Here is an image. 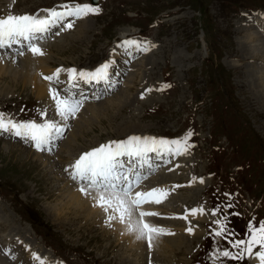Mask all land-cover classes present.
<instances>
[{"label":"rangeland","instance_id":"1","mask_svg":"<svg viewBox=\"0 0 264 264\" xmlns=\"http://www.w3.org/2000/svg\"><path fill=\"white\" fill-rule=\"evenodd\" d=\"M0 2L2 16L5 12L16 9L37 13L41 9L65 3L66 0ZM77 2L91 3L90 0ZM93 5L101 8L98 15L79 19L72 29L60 31V35L64 34L62 36L50 34L47 38L43 49L50 51L49 58H52L53 66L69 64L84 68L101 64L103 60H108L109 47L113 45L114 39H119L122 29L129 34L128 37L141 33L147 39L146 42L154 47H151L152 55H148V52L142 56L138 54L132 63L123 59L124 56L118 59L117 66L123 68V80L127 83L111 91L102 98L104 100H93L92 105L95 107L103 106L93 123L82 119L78 125H74L79 120V112L75 118L67 121L74 125V129L75 126L80 129L79 125H87L82 133L84 136L76 143L80 145L83 140L86 147L91 144L90 141L103 140L107 136L124 138L126 133L135 130H128L125 134L122 131L137 121L140 122L136 130L138 133L144 130L163 136H184L191 131L193 135L189 143L197 139L198 149L196 152L189 151L190 164L198 175L204 173L203 180L207 178L209 182L205 186L198 185L197 189H190L191 179L173 180V188L179 196L176 198L179 199L178 202L187 204L191 200H199L204 210L212 215L221 196L213 194L216 186L212 183L213 179L210 181L205 173L213 175L216 168L219 174L232 176L234 179L228 176L224 178L233 185L240 184L243 193L235 194L240 197L231 204V208H223L220 202L221 211L214 216L215 219L209 222H205L206 219L202 222L195 220L202 232L200 236L188 241L189 246H182L189 238L186 236L171 241V248L169 244L165 248L157 245L151 253L149 250L147 252L155 262L168 261L170 264H249L247 258L232 260L221 257L217 260L213 254L217 248L238 252L239 249L231 248L228 240L247 239L248 225L251 223L255 226L264 219V108L255 98L254 90L257 89L258 81L253 82L248 75V69L257 64L261 74H264V69L259 67L260 62L264 67V59H253L250 55L243 54L241 48L244 44L243 34L247 32L243 30L246 24L242 28L239 26L241 22H247L245 19L254 9H264V0H98ZM56 31L59 29H53V33ZM130 39L137 40L136 37ZM255 47L252 43V53L259 50ZM123 48L125 47L120 46L118 50L122 52ZM130 49L135 50L134 47ZM261 50L260 57L264 56V49ZM143 74V77L148 76L147 79L151 76L157 79L153 87L159 97L146 104L133 100ZM0 85V111L17 120H42L45 117H40L39 112L52 110L46 100L36 98L33 93L35 89L29 84L21 86L19 83H11L10 90L5 83ZM65 85L62 84L63 87ZM164 85L171 87L164 88L163 93L158 89ZM123 90L135 102L134 112L128 105L131 102L118 106L116 98ZM260 90L264 95L263 86ZM25 100L32 106L27 117V112H20L27 103ZM72 129L73 127L66 131V137L53 153L69 138ZM5 141L12 144H9V150L5 148H8ZM20 145L25 148L17 138L7 134L0 135V213L12 215L16 222L21 223V227H26V237L28 234L33 235L34 231L42 233L43 242L52 245L55 254L65 258L69 264H136L127 257L135 258V253L124 249V242L121 244L117 241L108 226L99 228L98 221L92 217L86 218L84 211L80 212L78 207L75 212L69 210L59 215L51 209L54 199H60L58 194H65L61 189L64 180L55 179L59 181V190L57 188L52 191L53 170L50 173L38 158L32 157L27 148L23 149ZM214 148L218 149L216 153ZM61 156L66 159V152L62 151ZM52 162L56 165L54 160ZM238 167H241L242 175ZM178 170L180 171V167ZM177 185L180 187H175ZM196 194L197 198L192 199ZM178 202L173 201V205L178 206ZM224 203L230 204L225 200ZM163 210L158 213L169 214ZM29 217H32L31 220ZM224 217H227V228L233 234L227 239L214 234L218 226L213 221ZM50 222L55 227L54 230L49 225ZM12 228L11 222L0 221V247L3 245L1 240L5 239L4 234L13 232ZM20 234L23 233L20 231ZM199 237L203 239L196 246L195 241ZM10 244L18 249L7 247L6 254L13 255L9 260L15 264L16 260L25 259L28 254L22 242ZM187 248H192V253L188 254ZM137 255L136 262L143 264L144 256ZM24 263L29 264L30 259Z\"/></svg>","mask_w":264,"mask_h":264},{"label":"snow or ice","instance_id":"2","mask_svg":"<svg viewBox=\"0 0 264 264\" xmlns=\"http://www.w3.org/2000/svg\"><path fill=\"white\" fill-rule=\"evenodd\" d=\"M100 12L101 8L98 5L66 0L65 3L41 9L37 13L13 14L9 12L7 15L0 16V58L7 54L5 50L13 54V62L16 57H22L26 52L42 57L45 52L40 46V41L46 39L48 34L59 35L60 31L72 29L76 20L87 18L89 15H98ZM53 29H59V31L53 33ZM121 46L126 49L134 47L137 51L144 52L154 47L147 42L135 39L125 40ZM113 63L114 61L111 60L106 61L94 70H78L74 67L63 68L61 66L49 75L42 73L43 79L50 82V95L60 120L46 118L17 120L0 111V135L7 134L13 138H19L37 151L51 152L55 141L63 138L65 129L68 127L66 122L76 117L87 99V97L77 98L72 94L71 89L75 88L79 81L88 84L103 82L111 87L110 68ZM62 72L67 74L71 86L63 90V95H61V90L52 86L53 83H60ZM167 87L171 85H164L158 90L163 91ZM147 91L151 92L152 89L149 88ZM94 98L100 99L101 95H96ZM141 98H143V93ZM39 116L46 117L47 110H41ZM192 135L193 133L189 131L183 137L176 139L131 135L122 140H110L82 152L72 164L65 168V172L72 181L78 183L79 191L86 197H90L95 202V206L106 214L105 222L109 228L112 227L113 222L123 225L122 234L131 236L135 241H145L149 250H152L158 239L166 235H174V233L164 226L150 222L147 218L158 217L161 214L145 210L143 206L161 204L168 198L169 190L160 187H154L148 191L136 190L147 178L142 170L147 168L149 173L153 170L154 165L150 154H154L161 160L166 156L187 154L194 147L189 143ZM196 180L197 177H192L190 183ZM199 182H204L202 177L199 178ZM225 207L231 208L232 205L228 204ZM187 211L196 215L197 213L204 214L205 210L201 206ZM187 211L180 218L188 220ZM220 211L221 209L215 208L211 214L216 216ZM226 220L227 217L213 221L218 226L214 230L215 236L227 239L228 236L233 235L227 228ZM248 230L247 239L228 240L231 248L239 249L238 252H233L228 248H217L213 254L215 259L223 257L245 260L255 257L258 264H264V221H261L258 226L250 223ZM186 231L193 233L191 225ZM32 259L36 261V264H63L62 261H49L37 252H32Z\"/></svg>","mask_w":264,"mask_h":264},{"label":"bare ground","instance_id":"3","mask_svg":"<svg viewBox=\"0 0 264 264\" xmlns=\"http://www.w3.org/2000/svg\"><path fill=\"white\" fill-rule=\"evenodd\" d=\"M2 2H4V1H2ZM2 2H0V5H1ZM257 17H259V18L264 17V13L259 14ZM254 19H256V21L258 23V27L257 28L253 25V17L249 18L247 20V22H245V23L243 22V24L241 22L240 25H239L242 28L243 27L242 25L246 24L245 25L246 29H243V30L247 31L245 34H243V37H244L243 38V42H244V44L242 45L241 51L243 52V54L250 55V57L253 58V59H261V58L264 59V56L260 57V55H261L260 52L262 51L261 49H264V40L262 39V35H261V34H264V24H261L259 19H257L256 17H254ZM84 21L86 22V20H84ZM241 28H239V29H241ZM125 31H126L125 29H122V32L120 33L121 34L120 36L124 37L126 35V33H124ZM62 35H64V34H62V33H61V35L59 34V36H62ZM125 40H127V39H125ZM125 40H123V41H125ZM122 42H119L118 44L113 45L112 47H110V49L111 48L113 49L111 51V53H110V56H109L110 60L114 61V63L112 65H117L118 59L119 58L121 59L123 56H124L123 59L125 58L126 61L129 62L128 61L129 58H131L134 55L133 54V50H131V49L128 50L125 54H123L122 52H120L118 50V48L121 46ZM141 42H143V41H141ZM252 43H253L254 46H256L255 48L259 49V50H255V52H253V53H252V48H251ZM42 46H45V45L43 44ZM42 49H43V47H42ZM44 52H45V55L42 56V57H36V56H33L30 53L26 52L24 56L18 57V58L16 57L15 58V62H13L12 55H3V58H0V83H3V84L5 83L7 89H9V90L11 88V83H14L15 85H17L19 83V84H21V86H25V85L29 84L33 89H35L33 91V93L36 96V98H38L40 101L46 100L48 105L53 110L52 115L59 117L58 114L55 112L54 101L52 100L51 95H50V91H49L50 82L46 81L45 79H43V76H41L42 73L44 75H49V74L53 73L56 70V69L52 70L50 68V66L52 65V61H51L52 58H49L50 52L45 51V50H44ZM146 62H148V61H146ZM62 67L63 68H73V67H67L65 65H62ZM259 67H262L264 69V67L262 66L261 62L259 64ZM74 68H76L78 70L85 69V68H79L77 66H74ZM91 70H94V69H91ZM260 71L261 70L258 69V64L257 65H252V69H248V75H249V77H251L253 82L256 81V80L258 81V86L256 85L257 89L254 90L255 98H256V101H258V104H260L262 106V108H264V101H263L264 100V95L262 94V92L260 90V88L262 86L264 87V74H261ZM65 74L66 73H63V72L61 73L60 80L63 79ZM144 75L145 74H143L141 76V78ZM8 77H10V78H8ZM147 77L148 76L143 77L142 80L140 79V81H139L140 83L138 84L139 87L137 86V90H136V93H135L136 96H134V98H133L134 101L143 102V101H139L137 99V97H141L142 93H143V95H147V94H151L152 93V91L148 92L147 89H149V88L152 89L151 86H154V84L157 82V79L153 78L152 76L149 79H147ZM110 80L112 82V86L111 87H113V86H115L117 84L116 73L115 72L112 73L111 72V68H110ZM126 83H127L126 80L125 81L122 80L120 85H124V84L126 85ZM52 86L55 87L57 85L53 83ZM93 86L94 85H92V87ZM57 87L59 88V86H57ZM1 89L2 88L0 87V90ZM120 92L121 93H118L120 95H118V97L116 98V99H118V106H123L124 104H127V103L131 102L128 105L131 106V110L134 112V108L135 107H133V106H134L135 102L130 97V94H128V92H126V90H123V91H120ZM154 96L155 95L152 93V95H150V97H147V100L150 99L151 97H154ZM101 107H103V106L95 107L92 104H89V105L88 104H84L83 108L79 112V115H80L79 120L75 121L74 125H78L79 121L82 120V119L84 121H86V122L91 120L92 123H93V119H95L97 117V114H98V112H100V108ZM88 115H90V117H88ZM50 119H53V118H50ZM132 123H133V121H132ZM139 124H140V122L137 121V122L133 123L131 126H129L128 129H125L122 132L126 133L128 130L134 129L135 131L132 130L134 132L130 133L129 136H131V135H139V136H153V137L161 138L156 133H152V132L148 133V132H146L144 130L141 131L140 134H136V132H137L136 130L138 129V125ZM86 126L83 127L82 125H79L80 129L77 126H75V129L73 127V129L71 130L69 138L64 140L60 144V147H59L58 151L54 155H48L47 152L37 151L35 148H33L34 151L28 150V152L30 153V155H32V157L38 158L50 172H51V170H53L52 173H53V178L54 179H58V180L63 179L64 180V181L62 180L63 181V185L61 186V189L63 188L65 194L60 195V196L58 194L57 197H60V199H54L55 201L52 204L53 206L51 207V209L57 215H59L62 212H66V211H69V210L70 211L72 210L73 212H75L76 207H78L79 209L84 211L83 213L86 215L85 216L86 218L92 217L93 219H96L97 221L102 222L101 226H103V228H104V225L107 226V224L105 222L106 221V214L102 211V209H100L99 207L95 206V202L90 197H86L85 195H83L79 191V185H78L77 182H74V181L66 179V177L63 176V173L60 172V170L57 168V167H61L59 162L63 159L62 156L60 157V153L62 151L66 152L67 159H71L73 157V160H75L76 158H78V156L82 152H84V150L87 147L94 146L98 142H100V140H97V139L92 140V141H90L91 144H89L86 147H85L86 142L83 141V140L80 142L81 143L80 145L76 143V141L79 140L80 137L84 136V135H82V133L84 132ZM140 129H142V128L140 127ZM106 138H110V137L107 136ZM117 138H119V137H117ZM110 140L111 139L106 140L103 143H106V142H108ZM5 143L8 144L7 145L8 148L7 147H5V148L7 150H9L10 149V145L9 144H11V143H8L6 141H5ZM103 143H101V144H103ZM83 147H85V148H83ZM21 148H23V147L21 146ZM23 149H25V148H23ZM21 154H23V153H21ZM167 157L168 156H166V158ZM183 158L184 159L181 162V166L182 167L185 166L184 165V161H186L188 159V155L187 154L183 155ZM53 160L56 163V165L53 164V162H52ZM36 161L37 160H35V162ZM155 167H157V166H155ZM176 168H177V165L175 167H173L171 170H175ZM164 169L161 168L160 172L156 171L151 176L150 180L149 179H148V181L143 180L142 183L140 184L139 188H137L136 190L148 191V190H150V189H152L154 187H160V188H165V189L169 190L168 198L164 202H162L161 204H159V205L146 204V205L143 206L144 209L148 210V211L158 212L159 210L162 211V209L168 211L169 214L165 215L164 217L158 216V217H149V218H147V219L150 220V222H152L154 224H157V225L164 226V227L166 226V228H168L171 231H173L174 235H168V236H166L164 238L158 239L155 242L154 246L163 245L164 248H165V246L167 244H169V247H170L171 241H176L180 237L184 238L186 236H189V238L191 239V238H196V237L200 236V233L202 232V228H200V226L195 223V220H198L199 222H202V221H204L206 219L207 221H205V222H208L209 221V217H206L205 214L197 213L196 215H192L191 214V217H188V220H184V219L180 218V217H182L184 215V213L188 209L186 207H184L183 205H181V207L179 206V204H181V203L178 202L179 199H176L179 196H177L168 187V185L165 184V182H164V181L167 180V176L166 175H163L162 177L159 176L160 173L164 172L165 174H167L169 172L168 169H165V170ZM142 172L144 174H146V176H147V173H149V170L147 168H145V169L142 170ZM176 172L178 173V170H176ZM190 189H197V187H192ZM173 201H177L178 202V206L177 205L174 206L173 205ZM182 203H184V202H182ZM195 208H197V207H195ZM164 210H163V212H164ZM187 212H190V211H187ZM48 213L51 215V213L49 211H48ZM0 221L11 222V225L14 227V228H12L13 232L4 234L5 239L2 240V242H3L2 243L3 244L2 247L3 248L0 249V252L3 251V254L2 255L0 254V264H9L8 263L9 261L6 258V252H8V248L7 247H9V244L11 242H13V243L14 242H18L19 240L24 245L25 250L27 251L28 255L25 257V259L17 260L18 263L24 264V262H27L28 259H30V263L29 264H36V261H34L32 259V252H37L42 257H46L49 261H54L50 257L49 254L43 253L40 250V248L37 247V245H36L37 243H35L32 239H29L28 236L26 237V235L24 234V231L26 230V227H21L19 222H16L13 219L12 215L0 213ZM189 225H191V227L193 228V233H191V234L186 231V229H187V227H189ZM174 227L179 229V230L177 232H175ZM20 231L23 234H20ZM110 231L113 233V236H115V239L117 241L121 242V244H123V242H124V244L122 245L124 249H126V250L130 249L132 253H135V256H134L135 258H133L131 256H127V257H129V260H132L136 264H139V261L136 262V260L138 259V257H137L138 255L137 254H141V256H142L143 255L142 253H144V252L146 253V251L149 250V248L147 247L146 242L145 241H141V242L135 241L129 235H125L127 238L122 237L124 235V234H122L124 232V226L119 224V223H117V222H113V225L110 228ZM123 238L126 239V240H123ZM12 239H14V240H12ZM202 239L203 238L200 239V237H199L195 241L196 242L195 245L197 246L202 241ZM186 244H187V240H186ZM186 244L184 243L182 246L187 247ZM163 246L160 247V248H163ZM124 249H122V250H124ZM153 250H155V249H153ZM153 250H149V253H151V251H153ZM136 251L138 253H136ZM186 251H187L188 254H190L192 250L188 249ZM124 252H123V254H125ZM129 254H127V255H129ZM154 254H156V253H153V255ZM248 261H249L250 264H258V261L255 259V257L248 258ZM151 263L152 264H167V263H164V262H156V263L155 262H151Z\"/></svg>","mask_w":264,"mask_h":264},{"label":"water","instance_id":"4","mask_svg":"<svg viewBox=\"0 0 264 264\" xmlns=\"http://www.w3.org/2000/svg\"><path fill=\"white\" fill-rule=\"evenodd\" d=\"M93 3H96L97 2V0H91Z\"/></svg>","mask_w":264,"mask_h":264}]
</instances>
